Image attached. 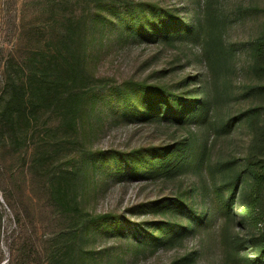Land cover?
Wrapping results in <instances>:
<instances>
[{
    "label": "rangeland",
    "instance_id": "obj_1",
    "mask_svg": "<svg viewBox=\"0 0 264 264\" xmlns=\"http://www.w3.org/2000/svg\"><path fill=\"white\" fill-rule=\"evenodd\" d=\"M200 1L0 0V87L7 70L19 76L60 58L67 81L36 103L29 116L35 138L31 127L25 140L21 124L12 141L0 143V264H242L243 254L253 258L255 250L245 246L264 230V220L258 228L250 224L244 197L227 226L205 170L172 177L145 170L158 150L196 139H210L212 163L243 168L250 158L264 160V63L251 51L264 35V0H221L234 56L215 85L209 114L227 122L258 108L255 121L218 134L209 124L125 116L110 104L112 90L134 86L193 98L209 73L200 47L129 37L125 24H101V17L149 2L178 9L190 22ZM36 142H44L37 153L44 159L33 166L25 154L29 146L33 157ZM260 196L256 213L264 218V188ZM183 197L198 213L207 211L204 224L165 208L164 201Z\"/></svg>",
    "mask_w": 264,
    "mask_h": 264
},
{
    "label": "trees",
    "instance_id": "obj_2",
    "mask_svg": "<svg viewBox=\"0 0 264 264\" xmlns=\"http://www.w3.org/2000/svg\"><path fill=\"white\" fill-rule=\"evenodd\" d=\"M192 15V20L189 22L181 19V11L178 9H164L154 6L153 3L140 2L116 16L107 13L101 17V24H125V30H121L129 37L139 36L152 43L180 41L200 47V56L209 73L204 88L192 94L193 98L187 97L191 93L175 94L161 88L134 86L127 92L117 94L112 90L110 104L113 108L122 110L125 116L131 115L143 119L159 118L182 126L203 127L209 124L213 132L228 134L234 127L244 123V120L255 121L259 110L249 108L227 122H218V118L217 121L216 117L209 116L214 111L213 99L218 95L215 85L220 81L221 74L230 69V60L234 56L224 38L228 18L221 0H204L203 5L200 1L199 10ZM251 51L258 61L264 63V35L252 43ZM61 62L60 58L41 68L33 66L28 73L21 70L19 76L12 75L13 72L8 70L3 74L2 87H0V143L8 144L12 141L17 126L21 124L25 126L24 139L29 138L31 127L34 128L32 136L35 138L37 125L31 123L29 116L35 113L36 103L40 102L44 93L62 89L67 84L61 72L64 70ZM253 90L255 88H250L244 93L247 95ZM196 96L199 97L195 98ZM43 146L44 142L34 144L33 157L30 154L32 148L27 147L25 156H31V165L35 166L37 161L44 159L37 155L38 150ZM212 148L210 139H196L188 146L179 144L173 149L158 150L148 162V167L143 166V168H146L145 171L149 174H163L168 177L194 167L205 170L213 180L211 195H214L227 226L232 217H235L234 206L237 205V199L242 196L245 200L244 213L250 219V224L258 228L264 220L256 213L261 205V189L264 188V160H259L257 157L250 158L243 168L237 162L212 163L209 154ZM118 169V174L123 173L120 166ZM235 170L237 172L233 174ZM247 186L251 187L248 194ZM191 202L190 198L183 197L176 201L166 200L164 206L171 213L179 212L180 215L186 216L191 223L204 224L206 218L202 216L203 214L205 216L207 211L198 213L193 209ZM160 203H156L155 207ZM177 228L184 229L182 226ZM249 249L255 250L253 258L243 254L240 262L264 264V230H259L258 234L250 236L245 251Z\"/></svg>",
    "mask_w": 264,
    "mask_h": 264
}]
</instances>
